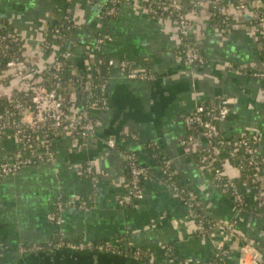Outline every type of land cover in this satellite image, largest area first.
<instances>
[{
  "label": "crops",
  "instance_id": "1",
  "mask_svg": "<svg viewBox=\"0 0 264 264\" xmlns=\"http://www.w3.org/2000/svg\"><path fill=\"white\" fill-rule=\"evenodd\" d=\"M108 1L0 0V27L21 38L31 69L49 71L55 54L67 51L72 53L69 68L80 79L97 81L107 73L103 62L116 64L107 73L109 104L102 113L93 112L102 119L95 134L82 138L64 125L52 144L53 161L34 160L0 178V264H213L217 245L228 249L224 264H264V163L255 188L224 159L246 202L240 210L193 155L192 146L206 141L181 143L189 133L185 115L198 104L223 98L230 113L219 124L222 133L233 138L257 134L255 153L264 158V78L251 73L264 70V23H258L264 0H238L247 3L242 8L223 0L231 17L228 28L215 21L211 0H184L194 43L205 60L193 66L182 56L175 19L152 16L142 0H123L115 15L103 17ZM69 12L74 24L63 28L64 43L45 50V33L61 26ZM101 33L111 39L98 42ZM121 62L131 64L128 72L138 77L122 74L117 66ZM8 82L0 84V99H13L23 88L18 80ZM85 92L79 93L83 103ZM5 131L0 158L9 159L23 146L12 130ZM126 152L136 154L148 176L144 197L121 204L129 190ZM158 156L172 161L177 180L195 199L194 208L169 188ZM89 165L94 178L86 171ZM59 200L66 205L57 225L49 213ZM203 204L212 224L205 235L194 215ZM232 223L233 233L227 228ZM60 239L110 241L127 251H20ZM247 243L256 249L244 252ZM128 246L144 250V257L128 254Z\"/></svg>",
  "mask_w": 264,
  "mask_h": 264
},
{
  "label": "built area",
  "instance_id": "2",
  "mask_svg": "<svg viewBox=\"0 0 264 264\" xmlns=\"http://www.w3.org/2000/svg\"><path fill=\"white\" fill-rule=\"evenodd\" d=\"M122 1L109 0L106 2L103 9V17L115 15ZM212 3L217 10L225 15L222 23L224 28H228L231 23V17L224 11L225 5L223 0H211ZM142 4L152 16L166 15L179 23V34L182 43L181 53L186 64L193 66L205 62L204 57L194 43L192 37L193 25L187 17L183 0H142ZM193 5L196 7L199 3L194 2ZM246 5L247 3L239 1L238 4H234L236 8L246 7ZM215 14V11H213V15ZM258 23H264V15L260 14L258 16ZM73 24L72 16L69 12L65 16L61 26L69 29ZM110 39L111 36L108 33H101L98 36V42L100 43ZM187 39H191L193 42L186 41ZM64 41V32L58 26H54V28L45 33L43 47L45 50H51L54 44H61ZM11 43L20 45L18 51L11 52ZM71 56L72 53L69 51L63 54H55L53 65L49 71H35L30 68L23 54L21 38L13 32H0V60L5 61V67L0 72V84H5L11 80H18L23 85L20 92H23L26 97L30 98L31 102V104H27L14 101V98L10 99L9 101H11L12 105L3 113L5 118L0 121V142L1 138L7 133L5 130H12L13 136L20 142L23 148L21 147L9 159L0 158V178L18 171L34 160L53 161L55 156L52 144L57 137L62 135L64 125L69 126L82 138L95 134L96 129L101 126V117H93L91 112L102 113L106 110L109 104L107 95L111 75L108 76V74L109 72L111 73L109 70L115 67L116 64L111 60L107 62L100 60L103 64L105 63L108 74L106 73V75L101 76L97 81L93 77L80 79L75 76L67 80L65 69L69 66L68 59ZM130 65L127 62H121L117 66L122 74L128 73L130 77H138L136 73L128 72ZM96 71L99 70L96 69ZM251 73L253 76L264 78V70ZM71 85L73 88L68 89ZM81 89L88 92V96L84 100L88 105H85L79 99ZM15 111H18V117L15 115ZM229 113V102L223 98H214L208 102L198 104L194 110L184 117L189 133L183 137L181 143L183 146H190L199 140L206 141L204 145L192 146L191 150L197 156V162L213 175L214 182L222 193L231 189L230 196L234 199L236 206L240 210H245L246 202L244 196L239 192L238 186L232 182L229 168L226 166L225 158L221 155V152L226 148L225 145L230 143V138H232L234 148L238 149V147H241L243 149L242 162L239 166H232L236 167L240 172L245 171V178L255 188L259 187L258 171L260 165L264 163V158H259L255 153V147L260 142L257 134H245L241 138H233L222 133L219 124L227 118ZM27 115L29 118H26ZM108 145L114 147V142L109 140ZM125 159L130 174L129 190L121 196V204L144 197L143 181L148 176V169L139 164L134 152H126ZM171 163L172 161L167 159L163 165L167 173V185L181 198H186V204L189 207L194 208L196 206L195 199L188 196L189 192L184 187H180L172 181L174 172ZM86 171L94 178L95 174L90 165L87 166ZM223 178L227 180L224 183H222ZM65 205V202L59 200L55 211L49 213V219L57 225L62 223V211ZM260 206H264V203L260 202ZM200 210L207 216L204 204L200 206ZM195 211L194 215L197 219L198 229L201 234L205 235L208 229H212V224L205 218L204 214H199L197 209ZM227 228L230 232H235L233 223L228 224ZM59 249L73 252L99 251L113 254L125 253L122 246L113 244L110 241L94 243L65 239L51 241L44 245H35L31 248L21 247L20 251H56ZM254 249L256 248L250 243L244 246V252L254 251ZM129 250L127 253L136 258H143L145 255V251L141 249L131 247ZM217 251L216 261L213 264H224V258L228 254V249L223 245H217ZM257 254L261 255L258 252Z\"/></svg>",
  "mask_w": 264,
  "mask_h": 264
},
{
  "label": "trees",
  "instance_id": "3",
  "mask_svg": "<svg viewBox=\"0 0 264 264\" xmlns=\"http://www.w3.org/2000/svg\"><path fill=\"white\" fill-rule=\"evenodd\" d=\"M235 2V4H238V0H233ZM184 2V5H185V9H186V2L183 0ZM210 8L213 11H215V15H214V18H215V21L221 26L224 28V25L222 23V21L225 19V15L220 12L219 10H217V8L214 7V4H210ZM263 11V10H262ZM260 14L264 15V11L261 12ZM231 21V19H230ZM58 28H60L62 31L64 30L63 29V26H60L57 25ZM1 28V27H0ZM0 32L2 33H8V32H13L15 33L14 31L6 28V29H0ZM186 41H191L193 42L191 39H187ZM262 50H261V54L263 56V59H264V40L262 41ZM20 48V45H18L17 43H11V52L12 51H18V49ZM181 52H182V49H181ZM201 53V52H200ZM106 62V61H105ZM5 67V61H2L0 60V72H1V69H3ZM102 68H105V63L103 65H101ZM65 76H66V79H70L71 77L75 76L74 73L70 70L69 66L66 67L65 69ZM6 83H9V82H6ZM5 83V84H6ZM73 86L71 85L68 89H72ZM14 101H17V102H22V103H27V104H31L30 102V98L26 97L24 95L23 92H20V90L16 93L15 97H14ZM85 105H88L86 102H84ZM12 105L11 101L9 100H6V99H0V121L4 120V115L3 113H5V111L10 108V106ZM15 115L18 117V111H15ZM91 115L94 117V116H100L98 114H95L93 112H91ZM101 117V116H100ZM230 143L229 144H226L225 145V149L222 150L221 152V155L224 157V158H227L231 164H233L234 166H239L240 163L242 162L243 160V155H244V152H243V149L241 147H238V149L234 148L233 147V144H232V138H230ZM195 158H197V156L195 154H193ZM168 158H166L165 156H158V161H160V165L163 167L164 165V161L167 160ZM198 159V158H197ZM196 159V160H197ZM199 164V163H198ZM250 173V172H249ZM241 176L242 177H246L245 176V171H241ZM167 181V180H166ZM172 181L175 182V184L179 185L180 187H183L181 186V184L179 183V181L177 180V176H175V174H173V179ZM227 180L225 178H223L222 180V183L226 182ZM232 182H234V184H236V186L239 185V180L236 179V178H232ZM258 191V189H257ZM224 194H228L230 195L231 194V189H229L227 192H225ZM198 209V208H197ZM198 213H203L202 210H199ZM205 215V214H204ZM208 216V215H207ZM205 215V218L208 220V221H211L208 217ZM129 248H131L130 246H128ZM127 250H125L126 252ZM130 251V250H129ZM128 251V252H129Z\"/></svg>",
  "mask_w": 264,
  "mask_h": 264
},
{
  "label": "water",
  "instance_id": "4",
  "mask_svg": "<svg viewBox=\"0 0 264 264\" xmlns=\"http://www.w3.org/2000/svg\"><path fill=\"white\" fill-rule=\"evenodd\" d=\"M85 93H86V95H87L88 92H85Z\"/></svg>",
  "mask_w": 264,
  "mask_h": 264
}]
</instances>
